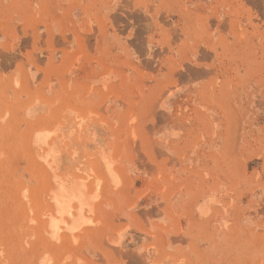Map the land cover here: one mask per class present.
<instances>
[{"label":"rangeland","instance_id":"rangeland-1","mask_svg":"<svg viewBox=\"0 0 264 264\" xmlns=\"http://www.w3.org/2000/svg\"><path fill=\"white\" fill-rule=\"evenodd\" d=\"M0 264H264V0H0Z\"/></svg>","mask_w":264,"mask_h":264},{"label":"bare ground","instance_id":"bare-ground-1","mask_svg":"<svg viewBox=\"0 0 264 264\" xmlns=\"http://www.w3.org/2000/svg\"><path fill=\"white\" fill-rule=\"evenodd\" d=\"M55 202L59 208V214L61 217H74L75 213L73 212L76 208V204H79L78 214L79 216L84 215L87 210L91 207L90 204L85 203L82 197L75 195L69 190L63 189L54 197Z\"/></svg>","mask_w":264,"mask_h":264}]
</instances>
